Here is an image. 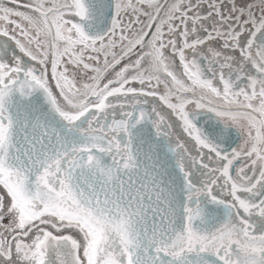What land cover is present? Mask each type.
<instances>
[{
    "label": "snow or ice",
    "instance_id": "snow-or-ice-1",
    "mask_svg": "<svg viewBox=\"0 0 264 264\" xmlns=\"http://www.w3.org/2000/svg\"><path fill=\"white\" fill-rule=\"evenodd\" d=\"M0 264H264V0H0Z\"/></svg>",
    "mask_w": 264,
    "mask_h": 264
}]
</instances>
